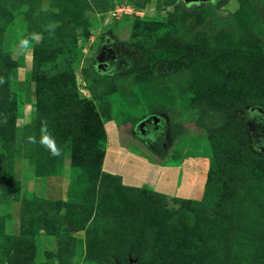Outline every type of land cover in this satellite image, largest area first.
<instances>
[{
	"label": "rangeland",
	"instance_id": "obj_1",
	"mask_svg": "<svg viewBox=\"0 0 264 264\" xmlns=\"http://www.w3.org/2000/svg\"><path fill=\"white\" fill-rule=\"evenodd\" d=\"M129 256L264 264V0H0V264Z\"/></svg>",
	"mask_w": 264,
	"mask_h": 264
},
{
	"label": "crops",
	"instance_id": "obj_2",
	"mask_svg": "<svg viewBox=\"0 0 264 264\" xmlns=\"http://www.w3.org/2000/svg\"><path fill=\"white\" fill-rule=\"evenodd\" d=\"M122 154L125 155L128 161V163L126 161V164H128L127 166L130 167L131 171H129V169L128 171H125L124 169L123 173L122 171L118 172L122 174L124 182L128 183V185L140 186L144 183H150L151 185L155 186L157 190L164 191L172 195L175 194L180 197L192 198L198 197L196 190H193L192 188L189 190L190 194H185V192L182 191L181 187L179 188L177 186L176 190L173 189V186L171 185V183L173 182L171 180L175 177L176 173H178V169H184L186 168L185 166L180 165L179 167H175L178 169L168 166H162L161 164L149 162L146 158L142 157L141 155L137 153H132L128 150H123ZM188 171L190 172V170ZM129 176H132V178H128ZM180 189L181 192H179Z\"/></svg>",
	"mask_w": 264,
	"mask_h": 264
},
{
	"label": "trees",
	"instance_id": "obj_3",
	"mask_svg": "<svg viewBox=\"0 0 264 264\" xmlns=\"http://www.w3.org/2000/svg\"><path fill=\"white\" fill-rule=\"evenodd\" d=\"M249 65L252 68V71H250V73H249V77L256 78V76H255V65H253L252 62H250ZM256 80H258V79L256 78L254 81H256ZM38 85H40V84H38ZM248 86H250V85H248ZM205 88H203V89H205ZM211 90L218 91V90H220V88L219 87H213V88H211ZM212 97H215L217 99V95L215 93L212 95ZM1 131L3 133L4 132V128L1 129ZM215 174H216V172H215L214 168L211 166L210 169L208 170L207 177H206V182H205V186H204V195L209 191L210 183H212V181H214V175ZM133 188L136 189V190L141 189L138 186H135ZM161 195H163V194H161ZM204 198H206V195L204 196ZM181 199L184 200V201H186L187 203H193V202H195V200H192L190 198H188V199L181 198ZM196 202L198 203L199 201H196ZM129 259H130V256H129Z\"/></svg>",
	"mask_w": 264,
	"mask_h": 264
},
{
	"label": "clouds",
	"instance_id": "obj_4",
	"mask_svg": "<svg viewBox=\"0 0 264 264\" xmlns=\"http://www.w3.org/2000/svg\"><path fill=\"white\" fill-rule=\"evenodd\" d=\"M43 142L46 143V144H51V141L48 140L47 137L44 138ZM57 154H58V153L54 150V151H53V155H57Z\"/></svg>",
	"mask_w": 264,
	"mask_h": 264
},
{
	"label": "water",
	"instance_id": "obj_5",
	"mask_svg": "<svg viewBox=\"0 0 264 264\" xmlns=\"http://www.w3.org/2000/svg\"><path fill=\"white\" fill-rule=\"evenodd\" d=\"M193 1H204V0H193ZM135 261H136V259H135V258L133 259V258L130 256L129 264H133ZM117 264H120V263L117 262Z\"/></svg>",
	"mask_w": 264,
	"mask_h": 264
}]
</instances>
